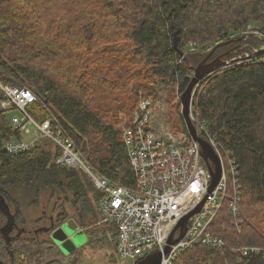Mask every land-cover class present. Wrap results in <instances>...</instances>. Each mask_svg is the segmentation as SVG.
<instances>
[{
    "label": "trees",
    "instance_id": "trees-1",
    "mask_svg": "<svg viewBox=\"0 0 264 264\" xmlns=\"http://www.w3.org/2000/svg\"><path fill=\"white\" fill-rule=\"evenodd\" d=\"M12 1L0 0V79L30 88L38 97L29 108L37 120L51 113L58 116L87 159L119 184L133 185L135 174L118 117L115 122L103 120L102 110L90 104L94 91L106 92L107 114L115 109L118 116H128L143 96L157 100L156 82L171 88L174 100L177 90L181 95L188 87L195 73L192 65L211 51L217 57L234 50L226 57L239 59L197 85L192 113L236 161L242 227L239 232L232 217L224 216V207L212 230L229 248L196 245L179 253L172 264H264V54L244 55L264 40V0H51L53 14L26 5L30 1L39 10L47 0H24L19 6ZM175 31L182 56L174 46ZM191 44L213 48L205 55L194 54ZM132 73L138 75L139 93L128 95L124 77ZM117 95L121 98L114 103ZM10 120L0 107V200L8 206L0 204V228L12 221L40 224L42 217L31 218L23 207L46 195L56 223L74 217L87 234L86 245L115 246L116 251L118 228L100 222L101 192L81 170L56 164L47 142L19 154L7 152L5 140L19 137ZM180 121L188 134L181 113ZM198 132L207 138L204 130ZM245 245L263 250L243 256L239 248ZM78 254L76 250L71 259ZM57 256L51 239L22 236L9 244L0 238V264H44Z\"/></svg>",
    "mask_w": 264,
    "mask_h": 264
},
{
    "label": "built area",
    "instance_id": "built-area-1",
    "mask_svg": "<svg viewBox=\"0 0 264 264\" xmlns=\"http://www.w3.org/2000/svg\"><path fill=\"white\" fill-rule=\"evenodd\" d=\"M257 35L263 38L262 34ZM191 50H201V47L191 44ZM0 92V107L14 110L10 121L19 134L18 138L5 140L3 148L11 154H19L48 141L54 148L56 164L81 170L101 192V221L118 228L115 253L123 263L137 264L146 255L162 251L160 264H172L179 253L196 245L229 248L225 238L212 230L216 216L224 207L240 232L242 193L238 166L231 153L225 152L218 141L208 135L205 126L195 122L192 105L193 123L204 130L206 140L220 157L221 177L212 191H209L212 172L201 154L200 142L192 138L188 142L164 139L153 127V110L157 104L153 96H143L130 115V123L120 129L136 179L133 185H125L102 173L80 152L70 132L54 113L43 121L37 120L29 111L31 104L38 100L30 88L0 79ZM27 135L29 139L24 137ZM204 199L202 210L189 218L183 237L165 253L169 236L178 222ZM179 231L176 230L175 238ZM239 250L245 256L259 254L263 248L245 245Z\"/></svg>",
    "mask_w": 264,
    "mask_h": 264
},
{
    "label": "rangeland",
    "instance_id": "rangeland-1",
    "mask_svg": "<svg viewBox=\"0 0 264 264\" xmlns=\"http://www.w3.org/2000/svg\"><path fill=\"white\" fill-rule=\"evenodd\" d=\"M11 2H13V1L11 0ZM14 2L17 4V6H19L21 4V2L24 3V0H14ZM50 2H51V0H47L48 4H46L45 7L41 8L39 10H38V8H36L37 6H35V8H34L33 3H31L30 1H27L26 5H27V7L35 10V12H37V13L38 12L39 13L45 12L47 14L48 13L53 14L56 7L55 6L49 7ZM23 3L21 5H24ZM22 18L29 19L30 24H35V22H36L29 15L22 14ZM46 19L45 18L42 19L44 21V23H45ZM35 27H37V26L35 25ZM2 32H3V29H2ZM11 33H12V31H11ZM256 36L259 37L258 35H256ZM263 47H264V40L259 44H254L253 47L248 49L247 50L248 52H245V53L250 54V53L254 52L255 49H262ZM203 48H204V50H195V51H193V50H191V48H189V51L191 53H194V54L199 53L201 55H205L209 52V50H211L213 48V44H210L209 46H203ZM130 75L131 76L127 75L124 77V79L129 83L128 84V87H129L128 95L132 94V92H136V94H137V93H139V89H136V86L138 87V75L133 74V73ZM143 77L144 76H141L139 78L140 82H142ZM156 89L158 92V97L156 100L157 101L156 107L153 110V115H154V118L152 121L153 127L157 130L160 137H162L164 139H170V140L176 139V140L188 142V139L191 137H190L189 133L187 134L184 131V127L180 121V113L182 111V104H181L180 97L182 94L179 95L178 90H177L176 94H175V98H174L175 101L172 100L170 97V89L171 88L169 89V87H166L165 84L160 82V81L156 82ZM105 94H106L105 91H102L99 88H97L94 91V93L90 96V100H91L90 104H92L91 105L92 107H95L96 109L100 108L102 110V112L104 113L103 114L104 116L102 118L105 122H115V121H117L116 119L118 117L117 127L120 130V129H122V127L124 125H127L130 123V118L132 117L130 115H132L134 111L128 116L126 113H122V112L120 113V116H118L119 112H117L115 109H112V110H110L111 112L109 114H107L106 113V105L104 103ZM120 98H121V95L115 96L114 103H116V100H118ZM7 113L11 116L14 113V110L7 111ZM195 127H198V129L200 128L197 125ZM24 137L26 139H29L28 135L24 136ZM45 149H48L47 145H45ZM52 150L54 151V148H52ZM54 153H55V151H54ZM44 193L48 194L49 192H44ZM70 196L72 198L71 194H70ZM81 205H82V202L79 201L78 206H81ZM65 206L67 207V209L70 208V211L74 213L72 205L70 207L69 205H67L65 203ZM23 209L27 213V215L30 217H33V219H36L39 216H41V214H43L44 211H45V213H47L45 215H51L53 213L52 205L49 204L48 197L46 195L42 196L39 199V201L37 202V204H28V203L25 204ZM98 214L100 216V213H98ZM223 214L225 216L226 212H224ZM100 222H102V221H100ZM102 223H100V224H102ZM48 224H49V222H46L45 226H48ZM63 225L68 227V233L69 234L73 233V231H75V230L81 229L79 232L75 231V233L73 235L74 239L70 240L68 243L70 247L69 248L65 247V248H67V249H65L67 251H69L71 249L69 251V253H71L75 249H77L79 251L78 257H77V259H71V258H70V260L67 259V261H72V262L75 261L76 262L75 264H125L120 260L118 254L115 253L116 252L115 246L113 248H109L107 246H104V247L102 246L101 248H92L89 245H86L87 241H88L87 234H86L85 230L79 226L78 222L74 218L67 220L65 222V224H63Z\"/></svg>",
    "mask_w": 264,
    "mask_h": 264
},
{
    "label": "water",
    "instance_id": "water-1",
    "mask_svg": "<svg viewBox=\"0 0 264 264\" xmlns=\"http://www.w3.org/2000/svg\"><path fill=\"white\" fill-rule=\"evenodd\" d=\"M178 31H175V37H174V46L179 50L180 55L182 56L184 54V51H181L179 47L177 46L178 43ZM230 52H234V50H231L229 52H225L222 55H219L215 57L214 59L209 61V57H211L213 51H211L205 59H203L201 62H199L196 65H192V69L194 70V75L187 85L188 87L184 90L182 93L180 100L182 104V111L181 114L183 115L185 125L188 129V133L190 137L197 142H200L202 147L201 154L203 155L204 159L206 160L207 166L210 168L212 172V185L209 189V191H212L215 187V185L220 181L221 172H222V166L220 162V157L218 153L215 152L214 147L212 144L206 140L203 136H201L198 132V128L195 127V124L193 123L190 109L192 105V97L194 92L197 89V85H199L200 82L205 80L207 77L210 76V74L214 73L216 70L221 69L225 66H227L232 60L235 61V59H228L226 56L230 54ZM264 54V47L260 49L257 54ZM206 199V198H205ZM205 199L200 203L194 210L190 211L188 215L184 216L176 225L175 229L170 234V238L168 241V244L165 246V253H168L170 251V246L177 243L179 241L184 233L186 232L188 225H189V218L198 212L202 210V205L205 201ZM0 204H5L4 200H0ZM5 207L8 208V206L5 204ZM6 228V227H5ZM4 228V229H5ZM179 231L178 237H174V234L176 233V230ZM81 230V229H80ZM80 230H75L76 232H79ZM69 234L68 233V227L63 226V228H59L55 230L52 234V237L54 238V242H56L60 248L67 249L65 247L69 246V241L74 239V233ZM72 248V247H71ZM162 251H154L148 255H146L143 259L137 262V264H160L161 259L163 257Z\"/></svg>",
    "mask_w": 264,
    "mask_h": 264
},
{
    "label": "flooded vegetation",
    "instance_id": "flooded-vegetation-1",
    "mask_svg": "<svg viewBox=\"0 0 264 264\" xmlns=\"http://www.w3.org/2000/svg\"><path fill=\"white\" fill-rule=\"evenodd\" d=\"M209 58L210 61L215 57H209ZM45 214L47 213H45L44 211L43 214L39 216L42 217V221L40 222V224L31 223L28 226H20L16 224L15 221L8 222L6 225L0 228V238L2 237L3 240L9 244H11V241L17 240L22 236H26V237L36 236L38 239H51L54 242L55 240L52 237L53 232L59 228H63L64 226L63 224H65L67 220L74 218V217H70L65 222L58 224L56 223V213L54 212V208H53V213L51 215H45ZM46 222H49L48 226H45ZM54 244L58 248L59 256L46 261L44 264H52L54 260H57V262L59 261L60 264H69L70 261H67V259L70 260L71 258L70 255L74 253L77 249L69 253L71 249L69 251L63 249L64 250L63 251L62 248H60V246L56 242H54Z\"/></svg>",
    "mask_w": 264,
    "mask_h": 264
},
{
    "label": "bare ground",
    "instance_id": "bare-ground-1",
    "mask_svg": "<svg viewBox=\"0 0 264 264\" xmlns=\"http://www.w3.org/2000/svg\"><path fill=\"white\" fill-rule=\"evenodd\" d=\"M119 130V129H118ZM121 131V130H120ZM79 150H80V152L84 155V153L81 151V149H80V147H79Z\"/></svg>",
    "mask_w": 264,
    "mask_h": 264
},
{
    "label": "crops",
    "instance_id": "crops-1",
    "mask_svg": "<svg viewBox=\"0 0 264 264\" xmlns=\"http://www.w3.org/2000/svg\"><path fill=\"white\" fill-rule=\"evenodd\" d=\"M9 115V114H8ZM9 117H11L10 115H9Z\"/></svg>",
    "mask_w": 264,
    "mask_h": 264
}]
</instances>
